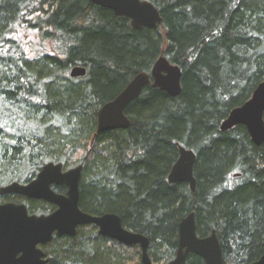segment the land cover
<instances>
[{"label": "trees", "instance_id": "trees-1", "mask_svg": "<svg viewBox=\"0 0 264 264\" xmlns=\"http://www.w3.org/2000/svg\"><path fill=\"white\" fill-rule=\"evenodd\" d=\"M142 1L161 15L154 30H133L88 0H0V188L30 182L47 163L81 165V211L115 214L145 236L151 264L174 259L190 213L197 237L215 231L223 264H250L264 254V143L255 146L243 126H219L264 81V0ZM20 30L50 51L28 53ZM160 56L180 69L181 94L145 87L126 109L128 129L93 138L99 109ZM75 66L85 78L69 77ZM178 146L196 156L194 192L167 181ZM6 200L37 216L56 209ZM41 249L47 264H141L138 246L93 225ZM185 264L204 262L189 255Z\"/></svg>", "mask_w": 264, "mask_h": 264}, {"label": "water", "instance_id": "water-1", "mask_svg": "<svg viewBox=\"0 0 264 264\" xmlns=\"http://www.w3.org/2000/svg\"><path fill=\"white\" fill-rule=\"evenodd\" d=\"M91 4L111 11L115 16L130 21L133 30H154L162 23L159 11L142 0H88ZM87 70L75 66L69 71L71 79L85 78ZM181 71L160 56L150 73L137 74L112 101L104 104L96 114V135L102 132L126 130L130 120L128 106L139 98L143 89L152 86L170 98L181 94ZM264 81L253 90L248 101L232 109L220 123V132L243 126L250 141L257 147L264 143ZM179 156L167 177L169 184L187 183L194 192L196 182L193 151L178 146ZM82 166L63 170L61 163L45 164L27 184L13 182L0 188V196L19 195L26 199L44 201L56 209L48 215H28L24 205H0V264H47L41 247L54 237L74 238L77 229L93 225L98 235L125 246H138L141 264H151L148 239L123 228L115 214L90 215L79 208V183ZM65 187L66 194H58L52 187ZM189 255L202 259L204 264H223L222 252L214 230L207 237L196 235L194 214H188L178 226V245L175 257L167 264H185ZM250 264H264V254Z\"/></svg>", "mask_w": 264, "mask_h": 264}, {"label": "rangeland", "instance_id": "rangeland-1", "mask_svg": "<svg viewBox=\"0 0 264 264\" xmlns=\"http://www.w3.org/2000/svg\"><path fill=\"white\" fill-rule=\"evenodd\" d=\"M19 34H22L20 35L21 36V39H20V36H19V39L20 41H23L22 39V36L26 35L27 37L25 39L28 40V42H26V51L30 54H32V52H35V51H41V50H47V51H50V43H48V41L46 42H43L42 44L40 42H38V38L35 37V33L34 32H31V33H24V30H20L19 31ZM82 155L80 153L78 154H75L73 157V159L77 160L81 157ZM73 160V161H75ZM76 167V166H75ZM74 168V167H73Z\"/></svg>", "mask_w": 264, "mask_h": 264}, {"label": "flooded vegetation", "instance_id": "flooded-vegetation-1", "mask_svg": "<svg viewBox=\"0 0 264 264\" xmlns=\"http://www.w3.org/2000/svg\"><path fill=\"white\" fill-rule=\"evenodd\" d=\"M22 184H27V183H22ZM54 187V186H53ZM65 188V187H64ZM66 189V188H65ZM65 194H66V192H65ZM64 194V195H65ZM8 196H18V197H21V199H23L26 203H28V205H30V204H32V203H37V202H44V201H40V200H34V199H26L25 197H22V196H19V195H7V196H3V197H1L0 196V205H4V204H15V203H11V202H8L7 200H6V197H8ZM44 203H46V202H44ZM48 204V203H47ZM15 205H24V204H15ZM26 208H27V212H28V215H34V214H30L29 213V210H28V207L26 206V205H24Z\"/></svg>", "mask_w": 264, "mask_h": 264}]
</instances>
